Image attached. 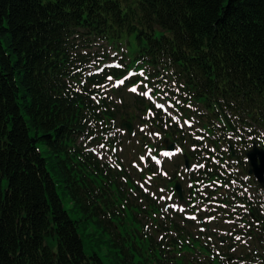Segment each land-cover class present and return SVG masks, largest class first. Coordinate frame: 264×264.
I'll return each instance as SVG.
<instances>
[{
  "label": "trees",
  "instance_id": "1",
  "mask_svg": "<svg viewBox=\"0 0 264 264\" xmlns=\"http://www.w3.org/2000/svg\"><path fill=\"white\" fill-rule=\"evenodd\" d=\"M125 34H135V51L109 65L107 46L118 50ZM117 80L124 86L104 96ZM134 85L196 118L203 139L131 93ZM118 118L148 127L136 133L143 146L152 129L194 143L191 160L204 167L191 174L193 196L221 205L190 211L237 220L231 234L160 219L153 196L90 148L117 145L109 133ZM254 142L264 147V0H0V264H106L102 252L115 264H232L229 256L264 264V254L238 245L250 235L251 210L264 220V189L255 184L257 199L245 190ZM140 215L159 220L161 238Z\"/></svg>",
  "mask_w": 264,
  "mask_h": 264
},
{
  "label": "rangeland",
  "instance_id": "2",
  "mask_svg": "<svg viewBox=\"0 0 264 264\" xmlns=\"http://www.w3.org/2000/svg\"><path fill=\"white\" fill-rule=\"evenodd\" d=\"M122 46L121 48H118V50H114L111 46H107V50L110 52L112 57L110 58L109 62L110 64H119L122 63L121 61V54L123 51L125 52L126 56H132V53L136 49V39H135V34H125L122 37L121 40ZM117 52V53H115ZM108 62V63H109ZM90 71H95L93 68L89 69ZM117 82V81H116ZM116 82H107L104 87H103V95L106 96L107 98H110L113 93V86H124L122 85H117ZM131 88V87H130ZM129 88V89H130ZM128 89V90H129ZM146 89H143L142 86L138 87V91L136 93H141L145 91ZM130 91V90H129ZM128 91V92H129ZM133 93V92H131ZM152 95V94H151ZM126 97H129L128 94H126ZM152 98H155L152 95ZM160 101L165 102L164 100H159L157 101L158 104H165L167 107V114H169L170 117H177L176 122L180 124L181 127L185 129L188 136L191 138H197V137H202L203 135H198V131L200 129V124L198 123V120L196 118H191V126L185 123L186 120H184L179 112H177L171 105L168 103H160ZM189 119V118H188ZM118 125L114 127V129L111 131V136H116L117 139V146L114 150H107L104 147L96 146L98 147V155L103 158L104 160L109 161L110 163H114L115 168H122L123 172L131 177V179L136 182L137 184L141 185V187L145 190L147 193L153 195L158 203L160 204L162 210H163V215L160 217V219H165L167 216L174 217L178 219L179 221H182V218L188 217L191 219L192 217H195L194 223L197 227H199V219L198 215H192L191 211L189 210V207L185 203H180L177 198H175L173 190L168 186L174 185L172 181L169 183L168 180L166 179H171L173 177V172L174 170L177 171V174L180 176V181L183 185L184 192L186 194L189 193V186H190V175L191 173H194V165L191 166L190 169H187L185 166V162L183 161V154L184 152H190L191 149L194 147V143L192 144L190 141H187L182 147V151L180 153H177L173 155L172 157H164L162 156L161 158V163L158 165L153 159V156L148 155V151L143 153L144 160L142 161L140 159L141 156H139V151H140V146L137 141V137L139 136H129L127 133V130H122L120 128V122L117 121ZM135 131L139 133H144L146 134L148 132V127L147 126H138V124L135 125ZM161 135L156 134L151 140H150V145L153 147V145H156V142L160 140ZM179 147V146H178ZM180 148V147H179ZM160 151H158L159 153ZM159 155H162V151L159 153ZM148 158V160H147ZM151 165L155 170H158L157 172H152L150 173L147 170V166ZM234 167L237 170V166L234 165ZM238 171V170H237ZM165 173L167 175H165ZM154 175V177H151V175ZM156 175V176H155ZM158 175L159 177L163 179L158 180ZM246 177V176H245ZM247 178V177H246ZM256 183L253 181V177L249 180V186L248 189H245L246 192H248L249 195H251L253 198L257 199L261 192L257 189ZM62 193V190H60ZM64 205L66 209L69 211L70 215L72 217H76V212L74 211V206L72 202L69 199V196L67 194H62ZM169 197H171L169 199ZM208 207H199V213L202 211H207L209 210ZM159 209V208H158ZM161 215V210L159 209ZM176 214H178L176 216ZM142 217V220L144 222H147V226L145 228V231L147 232L154 231L157 232V238L162 237V233H158V221H150L146 216L143 217V215H140ZM207 221V218L204 219V221ZM232 223H230L228 220L227 222L217 220L216 223H211L210 224V229L212 232L215 233L216 237L218 238L219 235H226V234H231V230L229 229ZM136 226H138L141 229V223L136 222ZM127 226L128 227H133L132 221L129 218L127 221ZM224 244L225 240L222 239ZM184 254V251H182ZM243 249L242 247L237 248L235 250V254L242 255ZM233 253V255H235ZM101 257L105 261L106 264H115L114 262V253L111 255H106L104 252L101 253ZM236 264H246L245 262H236Z\"/></svg>",
  "mask_w": 264,
  "mask_h": 264
},
{
  "label": "flooded vegetation",
  "instance_id": "3",
  "mask_svg": "<svg viewBox=\"0 0 264 264\" xmlns=\"http://www.w3.org/2000/svg\"><path fill=\"white\" fill-rule=\"evenodd\" d=\"M153 130L150 131V134L153 135ZM147 140L149 141L150 138H147ZM143 139L141 138V153L143 152ZM198 168L199 167H194L195 172H198ZM192 174V173H191ZM206 176V175H204ZM191 177V175H190ZM176 180H180V176H178ZM204 180L206 181L205 184H203L201 187H204V186H208V179L207 178H204ZM197 183L196 180H191L190 184L191 186L189 187V193L185 194V204L188 206V207H192L194 206L195 204H197V199L193 197L195 191L193 189V191L190 190V188H192V184H195ZM212 185V184H211ZM222 190V188H221ZM192 195V196H191ZM191 198H190V197ZM253 220L254 222L252 223L251 221H249L251 223V226H250V235L246 236L247 237V241H238V245L239 246H243L245 248H250L252 247L254 249V253L256 255H258V258L262 259V255L264 254V220H261L259 221L257 217H253ZM203 228V227H202ZM208 231H210V226H208ZM239 236L241 237V235H236V237ZM208 242V240H206ZM228 247V243L227 244H224V242L222 243V246L221 248L219 249L220 252H224L225 253V249L224 248H227ZM231 256L227 257V258H230ZM230 262H232V264L235 263V261H237L236 259H232V257L229 259ZM240 262V261H239ZM241 262H245L244 260H241ZM255 264H259L257 262H255Z\"/></svg>",
  "mask_w": 264,
  "mask_h": 264
},
{
  "label": "water",
  "instance_id": "4",
  "mask_svg": "<svg viewBox=\"0 0 264 264\" xmlns=\"http://www.w3.org/2000/svg\"><path fill=\"white\" fill-rule=\"evenodd\" d=\"M121 128H128L130 135L134 133V126L130 121L122 120ZM164 144L166 146V151L175 152L176 143L174 141H170L168 138H166L164 140ZM246 156L249 160V175H254L255 178L259 181L260 185L264 187V147H260L257 145V143H254L253 147L249 151H247ZM185 158L186 166L189 168L190 158L187 155H185ZM175 190L179 200L184 201L185 197L180 181L176 182Z\"/></svg>",
  "mask_w": 264,
  "mask_h": 264
},
{
  "label": "snow or ice",
  "instance_id": "5",
  "mask_svg": "<svg viewBox=\"0 0 264 264\" xmlns=\"http://www.w3.org/2000/svg\"><path fill=\"white\" fill-rule=\"evenodd\" d=\"M102 71V70H101ZM129 75H132L131 73L129 74ZM140 75H143V72H141L140 73ZM125 79H127V78H125ZM108 80H112V77H108ZM124 80H119V81H117L116 83H117V85H122V84H124ZM138 87H139V85H134V86H132L129 90L131 91V92H133V93H136L137 91H138ZM144 87H145V91H143V92H141V93H139L140 95H142V96H145V97H148L149 99H151L152 98V89L151 88H149L147 85H144ZM156 107L157 108H160V109H165V105L164 104H157L156 105ZM189 107H191V105H189ZM166 110V109H165ZM174 120L175 119H177V117H172ZM185 123L186 124H188L189 126H191V122L190 121H185ZM197 139H202V137H197ZM100 147H103V145H100ZM194 148H195V146H193ZM182 151V149L181 148H179V147H176L175 148V152H171V151H164L163 153H162V155L164 156V157H172L173 155H175V154H177V153H180ZM140 159L143 161L145 158H144V156H141L140 157ZM152 159L159 165L160 163H161V161L160 160H158L155 156H153L152 157ZM193 167H204V165H194ZM165 175H167L166 173H165ZM145 190H147V189H145ZM171 197H169V199H170ZM192 219H195V217H192ZM209 219H213V218H209ZM241 227H243V226H241ZM210 239V238H209ZM236 239L237 240H240L241 239V237H239V236H237L236 237Z\"/></svg>",
  "mask_w": 264,
  "mask_h": 264
}]
</instances>
